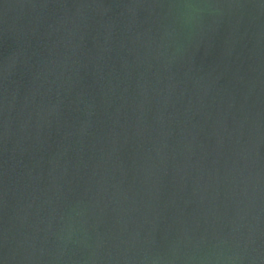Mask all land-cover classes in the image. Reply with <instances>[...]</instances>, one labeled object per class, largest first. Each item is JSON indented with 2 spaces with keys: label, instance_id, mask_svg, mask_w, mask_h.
<instances>
[{
  "label": "water",
  "instance_id": "obj_1",
  "mask_svg": "<svg viewBox=\"0 0 264 264\" xmlns=\"http://www.w3.org/2000/svg\"><path fill=\"white\" fill-rule=\"evenodd\" d=\"M0 264H264V0H0Z\"/></svg>",
  "mask_w": 264,
  "mask_h": 264
}]
</instances>
